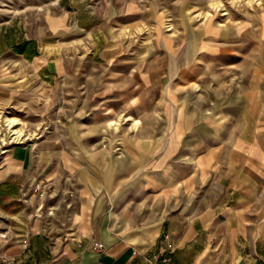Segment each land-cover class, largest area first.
Instances as JSON below:
<instances>
[{
	"label": "crops",
	"instance_id": "crops-1",
	"mask_svg": "<svg viewBox=\"0 0 264 264\" xmlns=\"http://www.w3.org/2000/svg\"><path fill=\"white\" fill-rule=\"evenodd\" d=\"M45 3L30 37L15 38L7 49L29 72L54 82L73 60L42 52L54 44L44 36L73 27L94 33L102 23L87 0ZM215 33L191 43L196 56L189 58H118L117 45L91 43L116 83L111 95L144 99L143 121L137 127L126 124L131 132L122 138L121 155L52 153L28 173L29 156L8 155L10 169L0 176V210L14 215L16 224L13 235H0V257L19 264H145L144 258L169 239L175 246L170 264H264L262 60L250 65L228 99L180 108L185 91L195 89L193 81L216 66L232 65V55L218 56L228 47L209 41ZM1 68L9 69L2 60ZM87 162H94L93 168L82 164ZM37 181L53 186L51 207L60 212L45 225L33 214L24 217Z\"/></svg>",
	"mask_w": 264,
	"mask_h": 264
},
{
	"label": "rangeland",
	"instance_id": "rangeland-1",
	"mask_svg": "<svg viewBox=\"0 0 264 264\" xmlns=\"http://www.w3.org/2000/svg\"><path fill=\"white\" fill-rule=\"evenodd\" d=\"M45 2L0 0V60L19 73L15 76L9 74V69H0V115L18 121L17 127L25 132L39 135L35 145L28 140L10 145L0 142V176L10 169L8 155L17 152L30 158L26 173L36 170L52 153L73 150L106 154L110 150L122 154V138L131 132L126 124L132 122L122 117L131 116L141 123L143 119L139 115L144 99L111 95L116 83L110 81L104 57L98 50L92 51L94 40L117 45L114 56L118 58H189L196 56L191 43L206 40L207 33L215 31L209 41L228 47L218 56L232 55L234 60L232 65L214 67V71L204 74L197 83L193 81L195 89L185 91L180 105L186 110L211 99L218 102L224 97L228 99L238 91L243 75L256 59L262 60L260 68L264 71V0H87L89 9H93L92 16L102 23L96 32L73 27L44 36V42L54 44H49L53 49L42 52L61 60H73L65 76L61 73L50 82L29 72L20 57L12 53L14 50L7 49L15 38L30 37ZM207 11L209 16H203ZM21 79L24 80L17 82ZM140 90L139 83H135L134 93L139 95ZM132 108L135 116L131 115ZM150 108L153 110V103ZM113 120L121 121L117 129L109 126ZM4 127L0 123V132H4ZM114 146L120 149L115 150ZM82 164L89 169L95 163ZM102 164L110 166L109 162ZM116 164L124 167L122 163ZM37 182L31 185L33 192L38 187L32 199L28 200L31 194L24 197V202L28 200L24 217L33 214L45 225L46 219L59 217L60 212L51 207L53 186L46 181ZM15 224L14 215L0 210V235H13Z\"/></svg>",
	"mask_w": 264,
	"mask_h": 264
},
{
	"label": "bare ground",
	"instance_id": "bare-ground-1",
	"mask_svg": "<svg viewBox=\"0 0 264 264\" xmlns=\"http://www.w3.org/2000/svg\"><path fill=\"white\" fill-rule=\"evenodd\" d=\"M210 12L207 11L203 14V16L207 17L209 16ZM122 120L124 121H132V123L134 125H138V120H135L133 117L131 116H124L122 117ZM120 120H113L109 123V126L113 127V129H117L119 127L120 124ZM0 123L5 126L3 131L4 132H0V142L4 145H10L12 143H23L25 141H31L32 144H36L37 140H38V133H32V132H25V130L17 127V124H19L18 121H15L14 119H10L8 117H5L4 119L2 118V116L0 115ZM2 131V130H1ZM121 143L118 142V144ZM115 147V148H114ZM113 148L115 150H118L120 148L114 146ZM113 149V150H114ZM6 151V150H3Z\"/></svg>",
	"mask_w": 264,
	"mask_h": 264
},
{
	"label": "built area",
	"instance_id": "built-area-1",
	"mask_svg": "<svg viewBox=\"0 0 264 264\" xmlns=\"http://www.w3.org/2000/svg\"><path fill=\"white\" fill-rule=\"evenodd\" d=\"M40 208V207H39ZM101 248L102 244H97ZM175 249L173 242L169 239H164L159 243L155 250L144 258L145 264H170L171 255ZM0 264H19L9 258L0 257Z\"/></svg>",
	"mask_w": 264,
	"mask_h": 264
}]
</instances>
